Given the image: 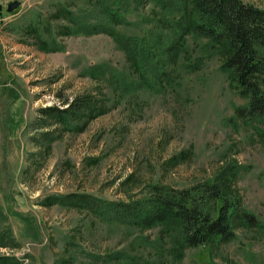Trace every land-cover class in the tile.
<instances>
[{"label": "rangeland", "instance_id": "rangeland-1", "mask_svg": "<svg viewBox=\"0 0 264 264\" xmlns=\"http://www.w3.org/2000/svg\"><path fill=\"white\" fill-rule=\"evenodd\" d=\"M18 1L0 23V233L9 230L15 241L0 246V257L16 264H264V116L237 118L245 101L221 69L218 47L181 33L178 0L132 1L115 28L155 36L153 87L142 84L111 36L66 31L60 10L78 12L81 0ZM243 1L264 8V0ZM80 95L98 113L77 131L58 129L49 144L35 142L37 110ZM213 182L238 198L254 225L236 219L232 240L179 256L173 232L107 221L87 205L54 199L128 202L155 184Z\"/></svg>", "mask_w": 264, "mask_h": 264}, {"label": "trees", "instance_id": "trees-1", "mask_svg": "<svg viewBox=\"0 0 264 264\" xmlns=\"http://www.w3.org/2000/svg\"><path fill=\"white\" fill-rule=\"evenodd\" d=\"M84 6L78 12L66 7L60 10L70 23L66 28L72 34L105 33L111 36L135 66L144 86L153 87L155 81V36L128 37L115 28L122 24L132 1L142 0H81ZM166 5L174 0H155ZM180 20L175 24L180 31L194 34L216 45L223 57L221 69L228 75L233 88L245 105L235 108L238 119L254 120L264 116V8L243 0H178ZM183 21L182 19H186ZM181 31V33H182ZM180 33V35H181ZM42 33L37 34L42 38ZM42 41V40H41ZM46 46L50 44L43 41ZM53 44L48 49H54ZM150 73H148V70ZM158 73L157 77H163ZM155 84V83H154ZM90 96L80 95L64 99L61 107L48 106L37 110L40 135L35 142L51 143L58 129L77 131L86 117L96 115ZM86 118V119H87ZM264 137V134H263ZM60 204L88 206L104 220H117L142 229L161 228L173 232L176 253L185 248H198L212 241L227 242L235 235L232 222L241 220L254 225L253 216L239 211V200L230 196L218 182L196 184L190 188L175 189L155 184L139 199L128 202H101L85 195L57 198ZM64 202V203H63ZM1 213V210H0ZM15 244L9 230L0 233V246ZM181 257V256H180ZM16 264L15 260L0 257V264Z\"/></svg>", "mask_w": 264, "mask_h": 264}, {"label": "water", "instance_id": "water-1", "mask_svg": "<svg viewBox=\"0 0 264 264\" xmlns=\"http://www.w3.org/2000/svg\"><path fill=\"white\" fill-rule=\"evenodd\" d=\"M20 6H21V2H19L18 0L10 1L7 5L6 12L11 13L14 10L18 9ZM0 14H1V5H0Z\"/></svg>", "mask_w": 264, "mask_h": 264}, {"label": "flooded vegetation", "instance_id": "flooded-vegetation-1", "mask_svg": "<svg viewBox=\"0 0 264 264\" xmlns=\"http://www.w3.org/2000/svg\"><path fill=\"white\" fill-rule=\"evenodd\" d=\"M10 1H8V2H6L4 5H1V14H0V16L2 17V13L4 12V11H6V9H7V5H8V3H9Z\"/></svg>", "mask_w": 264, "mask_h": 264}, {"label": "built area", "instance_id": "built-area-1", "mask_svg": "<svg viewBox=\"0 0 264 264\" xmlns=\"http://www.w3.org/2000/svg\"><path fill=\"white\" fill-rule=\"evenodd\" d=\"M0 23H2V21H1V16H0Z\"/></svg>", "mask_w": 264, "mask_h": 264}]
</instances>
